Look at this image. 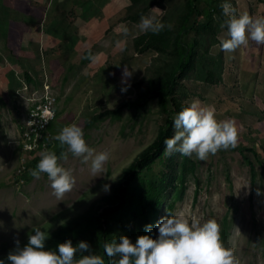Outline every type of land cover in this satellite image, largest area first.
<instances>
[{
    "label": "rangeland",
    "instance_id": "rangeland-1",
    "mask_svg": "<svg viewBox=\"0 0 264 264\" xmlns=\"http://www.w3.org/2000/svg\"><path fill=\"white\" fill-rule=\"evenodd\" d=\"M165 1V7H154L161 12L152 8L145 16L160 20L183 5V0ZM220 1L230 3L237 15L264 17V0ZM127 5V0H0V260L5 264H10L7 255L15 249L14 241L18 239L23 247L27 233L34 226L43 229L54 214L66 211L70 220L100 212L101 198L157 135L163 116L155 99L139 115L124 110L120 120L106 119L83 129L90 116L134 97L137 82L149 75L157 58L153 51L137 54L133 49V40L145 32L137 27L139 22L126 20ZM203 18L208 20L207 15ZM124 27L126 36L121 31ZM226 33L222 27L208 39L209 52L222 60L221 80L208 83L189 72L182 78L178 97L188 105L198 100L214 108L218 121H235L237 145L203 161L190 156L194 172H188L180 196L175 197L174 190L169 195L153 229L157 237L155 224L168 215V202L175 197L173 215L189 221L215 219L224 245L234 250L239 264H264V45L249 41L246 47L225 53L219 38ZM192 38L193 34L186 37ZM118 41L123 50L117 47ZM88 50L92 58L85 60ZM125 67L132 72L127 85L122 83ZM46 82L57 98L55 122L60 127L54 133L47 131L53 144L63 127L75 124L82 128L90 148L108 153L96 177L90 161L82 163L70 152L67 160L59 159L75 179L72 190L59 201L46 174L39 179L27 177L28 181L17 177L19 164L34 156L22 149L20 136L31 130L27 114L41 99ZM122 87L127 90L122 92ZM141 89L145 90V84ZM182 161V154L165 151L150 167L152 173L144 172V182L160 181L162 176L171 180ZM104 185L109 186L107 191ZM257 188L262 195H256ZM65 220L61 217L58 222ZM131 223L139 236V222ZM111 228L118 231L114 237L119 242L123 235L115 222Z\"/></svg>",
    "mask_w": 264,
    "mask_h": 264
},
{
    "label": "trees",
    "instance_id": "trees-1",
    "mask_svg": "<svg viewBox=\"0 0 264 264\" xmlns=\"http://www.w3.org/2000/svg\"><path fill=\"white\" fill-rule=\"evenodd\" d=\"M127 1L126 20L133 23L140 22L141 17L152 8L165 7L164 3L168 2L165 0ZM203 2L204 7L201 6ZM222 4L220 0H183L181 8L175 12H168L160 19L165 25L162 31L158 34L145 32L133 40V49L137 54H145L149 51L157 54V58L148 69L149 75L137 82L134 97L124 98L115 107L90 116L84 121L83 129H89L97 122L106 119L120 120L124 110L127 114L139 115L144 107L148 106L149 101L155 99L158 112L163 116L157 135L138 158L123 170L124 174L113 182L115 185L111 186L112 191L101 198L103 202L100 212L87 213L70 220L66 211L58 212L53 216V219L65 217L68 221L60 223L51 235L48 234V239L45 241L46 250L55 251L56 246L66 240H71L73 246H76L79 241H86L91 247V252H78L77 259L83 255L95 254L101 256L105 264H110L111 258L105 254L104 244L115 240L114 232L118 234L116 229L112 232V222L116 223L118 230L132 243H135L137 238L132 220L139 222L140 235L149 234L145 231V225H150L152 238H156L153 225L158 211L168 201L170 194L172 197L173 190L175 197L182 194L185 178L188 172H194L195 162L190 156L183 155L180 168L174 170L171 180H165L162 176L160 181L149 179L144 182V172L150 170L152 164L163 156L166 147L165 139L174 135V117L183 107L188 106V103L178 97L182 78L187 73L193 72L195 77L208 83L221 80L222 60L209 52L208 39L216 35L222 27H226L225 21L228 18L223 14ZM206 15L207 21L203 18ZM191 34L193 38L186 39L187 35ZM89 56L88 50L85 60H88ZM27 79L32 81L33 77L27 74ZM142 84H145V90L141 89ZM55 106L56 102L53 108L57 116ZM133 120L136 119L133 118ZM55 121L53 120L48 127V131L52 133L60 127ZM65 147L62 148L57 140L53 144L51 139L48 142L47 151L54 152L60 157ZM40 152L37 150L29 161L24 162L22 177L26 181H28L26 178L31 176L30 170L35 169L39 162ZM150 172L152 173L151 170ZM175 197L168 202L169 205L166 208L168 215H173Z\"/></svg>",
    "mask_w": 264,
    "mask_h": 264
},
{
    "label": "clouds",
    "instance_id": "clouds-1",
    "mask_svg": "<svg viewBox=\"0 0 264 264\" xmlns=\"http://www.w3.org/2000/svg\"><path fill=\"white\" fill-rule=\"evenodd\" d=\"M221 8L224 16L228 18L225 21L226 36L219 38L221 51L234 52L242 46L246 47L249 41L264 45V17L253 18L247 12L237 15L235 8L227 2L223 3ZM153 10L161 12L156 8ZM137 27L141 32L150 31L158 34L165 25L153 15L142 16ZM121 31L125 36L128 34L126 27ZM117 47L123 50L119 41ZM131 76L132 72L125 67L122 72V83L127 85ZM126 90L127 87L121 88L122 92ZM53 120H56V115ZM48 127L43 132L39 146L28 151L29 154L41 151L39 162L35 169L30 170V175L39 179L41 174H46L52 194L59 201L75 184L71 171L62 167L58 163L59 159L67 160L70 152L73 156L82 158V163L90 161V170L96 177L97 173L103 171L108 153L95 152L85 142L82 128L71 124L63 127L55 137L62 148L67 146V152H61L58 157L54 152L47 151L48 142L52 139L47 132ZM173 127L174 135L164 141L168 155L176 152L185 156L195 154L197 159L203 161L220 150L235 148L238 142L235 121L230 119L218 121L214 108L202 106L198 100L192 101L176 114ZM23 167L24 162H21L17 167V177L25 181V178H22ZM249 186L250 184L245 188ZM103 188L107 191L109 186L104 185ZM256 195H262L259 188L256 189ZM53 216L52 220L45 221L43 229L34 226L27 233V244L23 247L20 246L18 239L14 241L15 249L7 255L10 264H105L104 259L95 254L76 258L78 252H91V247L86 241H79L73 246L71 240H66L56 246L57 250H46L45 241L48 234L51 235L60 225L59 218L53 219ZM155 228L158 231L155 239L151 235L152 226L145 225V231L149 234L137 236L135 243L127 236H120L119 242L113 240L105 243L104 252L111 258L110 264H239L234 250L224 245L220 225L215 219L209 218L201 222L200 219L193 218L189 221L184 216L169 214L161 217ZM0 264H5L4 260H0Z\"/></svg>",
    "mask_w": 264,
    "mask_h": 264
},
{
    "label": "built area",
    "instance_id": "built-area-1",
    "mask_svg": "<svg viewBox=\"0 0 264 264\" xmlns=\"http://www.w3.org/2000/svg\"><path fill=\"white\" fill-rule=\"evenodd\" d=\"M50 86L44 84V90L41 99L31 105L27 121L31 125V130L24 135L21 132V144L24 151H30L38 147L42 138L43 132L55 118V110L53 106L56 102V96L49 92ZM44 144L42 143V147Z\"/></svg>",
    "mask_w": 264,
    "mask_h": 264
}]
</instances>
